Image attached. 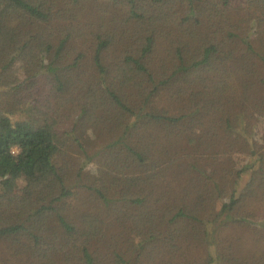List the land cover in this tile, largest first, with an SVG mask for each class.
I'll return each instance as SVG.
<instances>
[{
    "label": "trees",
    "instance_id": "obj_1",
    "mask_svg": "<svg viewBox=\"0 0 264 264\" xmlns=\"http://www.w3.org/2000/svg\"><path fill=\"white\" fill-rule=\"evenodd\" d=\"M0 264H264V0H0Z\"/></svg>",
    "mask_w": 264,
    "mask_h": 264
},
{
    "label": "rangeland",
    "instance_id": "obj_2",
    "mask_svg": "<svg viewBox=\"0 0 264 264\" xmlns=\"http://www.w3.org/2000/svg\"><path fill=\"white\" fill-rule=\"evenodd\" d=\"M18 186H19V187H20V186H23V182H19Z\"/></svg>",
    "mask_w": 264,
    "mask_h": 264
},
{
    "label": "built area",
    "instance_id": "obj_3",
    "mask_svg": "<svg viewBox=\"0 0 264 264\" xmlns=\"http://www.w3.org/2000/svg\"><path fill=\"white\" fill-rule=\"evenodd\" d=\"M15 151L17 152V149H15Z\"/></svg>",
    "mask_w": 264,
    "mask_h": 264
}]
</instances>
